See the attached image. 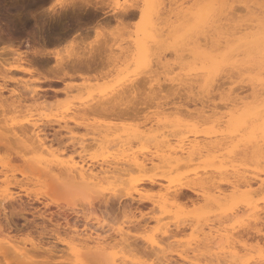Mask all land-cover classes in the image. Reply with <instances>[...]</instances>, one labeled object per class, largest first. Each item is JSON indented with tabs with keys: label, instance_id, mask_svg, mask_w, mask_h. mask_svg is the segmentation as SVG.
<instances>
[{
	"label": "rangeland",
	"instance_id": "rangeland-1",
	"mask_svg": "<svg viewBox=\"0 0 264 264\" xmlns=\"http://www.w3.org/2000/svg\"><path fill=\"white\" fill-rule=\"evenodd\" d=\"M72 1L0 0V84L4 86L0 90V162L7 164L6 167L0 165V194L17 193V202L13 201V206L18 210L21 204L27 209L19 212L23 214L21 217L17 213L18 217L11 218L10 229L4 224V212L10 215L11 207L0 212V221L5 226L4 233L0 232L3 234H0V242L7 241L8 236V240L13 236L18 237L16 240L20 237V249H26L35 260L50 264H111L107 258L114 252L125 253L134 263L167 264L162 261L160 247L150 244L154 239L161 242L162 250L166 249L165 254L170 255L168 264L182 263L177 252L183 249H187L192 257L197 254V264L209 261L215 264L203 244L211 229H220L223 239L217 238L216 245L236 250L241 261L234 257L236 261L233 259V263L259 264V252L264 242H259L257 229L261 228L264 235V209L260 212V220L256 221L253 205L258 202L259 206L264 205V186L259 185L256 178V173L262 176L260 169L264 168L262 158L256 157L264 149L259 151L264 144L258 141L257 121L252 114L255 111H251L260 107L258 102L264 95L255 93L253 96L255 90L251 83L261 71L249 67L240 76L242 71L238 73L237 68L226 67L228 70L224 69L231 79L224 70L222 76L217 75L213 83L215 87H205L204 78L208 71L204 65L209 66V60L203 57L210 52L207 49L211 44H206L209 40L204 39V34L199 40H178L176 37H182L186 29L188 32V28L196 24L198 15L197 9L177 6L197 3L198 0H157V10H151L149 22L147 17L141 22L139 9L126 10L129 14L123 16L126 12L118 14L113 7L116 3H131L132 0H89L91 3L75 8L71 6ZM232 1L235 11L231 9L227 14L231 15L228 19L232 23L223 19L221 23L227 21L223 26L229 29L224 26L222 31H237V36L256 33L261 0ZM137 2L144 3L143 0ZM245 4L248 7H243ZM205 23L201 21L199 26L204 28ZM229 24L235 28L230 29ZM247 24L251 29H247ZM211 27L210 22L205 30ZM150 32L156 34L150 35ZM208 32L207 38L211 34ZM144 36L146 40L143 42ZM136 41L142 44L143 50L147 47L145 53L139 51ZM143 43L147 46L144 47ZM176 44L181 47V55L165 50ZM197 52L205 54L199 56ZM145 59L147 67L144 66ZM17 66L21 69L17 70ZM247 77H251V81ZM229 80L233 83L230 84ZM221 85L226 86L225 90ZM32 89L34 91L30 92ZM208 91L211 94L206 95ZM229 94L233 99L238 95V100L225 97ZM236 117L239 123L233 129L232 122H229ZM27 119L37 121L46 144L50 143L56 153L58 149L57 154H62L63 158L84 159L95 170L107 168L110 177L106 178L107 182L103 181L108 185L85 187L79 181L74 180V183L63 169L64 165L56 162L58 167L55 162L50 163V155L37 150V142L31 137L32 127L25 124ZM193 140L197 142L188 162L185 161L187 154L177 163L179 166L168 165L166 158L165 162L161 160L176 144L181 141L194 144ZM201 144L203 148L198 147ZM38 156L43 160H38ZM129 156L137 157L138 161L143 159L145 165L142 169L135 168L132 160V164L129 162ZM256 158L262 163L257 164ZM115 159H118L117 163ZM121 160L130 165L126 166ZM213 162H217V166L214 165L218 169L211 165ZM118 170L123 173H117ZM117 174L121 175L122 185L118 176L119 180L112 178ZM231 183L236 184V188L232 189ZM112 185L117 186L113 188ZM216 187L224 190L226 195L225 199H217L222 202L219 205H216L217 200L215 203L208 198ZM40 213L44 217L39 218ZM85 225L102 232L108 243L107 253L91 250L87 254L83 250L89 262L82 254L83 261L77 263L64 241L67 243L76 234H83ZM118 226L127 231L130 238L126 236L127 244L117 243ZM24 238L40 243L46 249L51 248V252L30 251L31 245ZM22 239L26 241L25 245L20 243ZM14 240L11 242H18ZM192 248H195L194 252ZM170 257L175 258V263Z\"/></svg>",
	"mask_w": 264,
	"mask_h": 264
},
{
	"label": "bare ground",
	"instance_id": "bare-ground-1",
	"mask_svg": "<svg viewBox=\"0 0 264 264\" xmlns=\"http://www.w3.org/2000/svg\"><path fill=\"white\" fill-rule=\"evenodd\" d=\"M34 1V0H33ZM40 1V0H39ZM144 1V0H143ZM231 1L232 0H221V3H223V4H226V5H228L227 7H224V8H222V9H220V10H218L217 12H216V14H215V18L211 21V28H209V29H206L205 31L206 32H208V31H211V34L209 35V39L207 38V36H208V34H209V32H208V34L206 33V35H205V37L206 38H204V39H206V40H209L208 42H206V44L208 45V43L210 42V44H211V46H210V48L209 49H207V50H210V52L207 54V56L205 57H203V59L204 58H206V60H209L208 62H209V66L207 67L206 65H204L205 67V70L206 71H208V75L206 74V76H205V80L204 81H207L208 79H209V77H211V83H209L208 85L209 86H211V85H213L214 87H215V84H213V83H215V80H216V77H217V75L218 74H221V76H222V73H224V72H221V71H224L225 69L224 68H234L235 70H236V68L238 69V70H236L238 73H239V71H242V72H240L239 73V75L241 74V73H243L244 71L243 70H247L249 67H254V68H257L259 71H260V60H259V48H258V40H257V37H258V34H259V30L256 32V33H253V32H251V33H249V32H247L246 30V32L247 33H244L243 35H241V36H237L236 34H237V31H229L228 29V27L227 26H225V27H227L228 29V31L226 30V31H222L223 29H224V26H223V23H225V22H227V21H224L223 23H221V21L223 20V19H228V18H230L231 17V15H230V17L229 16H227V14L229 13V10H231L232 9V7L234 6H232L231 5ZM234 1V0H233ZM232 1V2H233ZM88 2H90L89 0H73L72 2H71V6L72 7H74L75 8V6L77 7L78 5L80 6L81 4H83V3H88ZM102 2V1H101ZM158 1L156 0V3H157ZM91 3V2H90ZM89 3V4H90ZM29 4V3H28ZM30 5V4H29ZM87 5V4H86ZM70 6V7H71ZM102 6V5H101ZM24 7H25V4H24ZM98 7V6H97ZM239 7V6H238ZM237 7V8H238ZM83 8V7H82ZM254 8H256V7H254ZM78 9H80V8H78ZM107 9V8H106ZM116 9V8H115ZM233 9H235V8H233ZM231 10V11H235V10ZM69 10V9H68ZM157 10V9H156ZM156 10L154 9V11L156 12ZM108 11V10H107ZM128 11V10H127ZM127 11H123L122 13H124V12H126V14L125 15H123V16H126V15H128L129 13H127ZM153 11V10H152ZM151 10L149 11V13H148V15H147V21L149 22V14H150V12H152ZM153 11V12H154ZM230 11V14H232V12ZM63 12V11H62ZM79 12V11H78ZM120 12V11H119ZM129 12H131V11H129ZM247 12V11H246ZM60 13V12H59ZM87 13V12H86ZM104 13V12H103ZM116 13V12H115ZM117 13H118V10H117ZM162 13V12H161ZM235 13V12H234ZM250 13V12H249ZM255 13V12H254ZM253 13V14H254ZM93 14H94V12H93ZM119 14V13H118ZM156 14H158L159 15V12H157ZM183 14V13H182ZM257 14V13H256ZM260 14V13H259ZM117 15V14H116ZM161 15V14H160ZM251 15V14H250ZM63 16V15H62ZM66 16V15H65ZM72 16V15H71ZM87 16V15H86ZM118 16V15H117ZM121 16V15H120ZM249 16V15H248ZM258 16V15H257ZM57 17V16H56ZM114 17H115V15H114ZM59 18V17H58ZM157 19L159 18V16L158 17H156ZM166 18V17H165ZM63 19V18H62ZM73 19V18H72ZM152 19V18H151ZM190 19V18H189ZM232 19H234V17H232ZM245 19V18H244ZM243 19V20H244ZM247 20L249 19V18H246ZM245 19V20H246ZM253 19H255V18H253ZM252 19V20H253ZM55 20V19H54ZM159 20V19H158ZM229 20V22H231V19H228ZM235 20V19H234ZM240 20V19H239ZM252 20H250V21H252ZM258 21H259V19H257ZM70 21V20H69ZM68 21V22H69ZM75 21V20H74ZM155 21V20H154ZM157 21V20H156ZM165 21V20H164ZM233 21V20H232ZM238 21V20H237ZM254 21V20H253ZM54 22V21H53ZM71 22V21H70ZM148 22H146V23H148ZM158 22V21H157ZM202 22H204L205 23V21H202ZM238 22H240V21H238ZM243 22V21H242ZM60 23V22H59ZM76 23H77V21H76ZM79 23V22H78ZM150 23H152V25L151 26H153V22H150ZM149 23V24H150ZM159 23V22H158ZM232 23V22H231ZM234 23H237V22H234ZM233 23V24H234ZM244 23V22H243ZM243 23H241L240 25H242ZM53 24V23H52ZM155 24V23H154ZM160 24V23H159ZM207 24H210V23H207ZM246 24V23H245ZM57 25V24H56ZM62 25V24H61ZM119 25V24H118ZM236 25V24H235ZM239 25V26H240ZM63 26V25H62ZM67 26V25H66ZM71 26H73V25H71ZM148 26V25H147ZM146 26V27H147ZM157 26V25H156ZM155 26V27H156ZM229 26L231 27L230 29H232V28H235V27H233L231 24H229ZM247 26L249 27V24H247ZM251 26V25H250ZM258 26H259V22H258ZM52 27V26H51ZM58 27V26H57ZM61 27V26H60ZM144 27V26H143ZM142 27V28H143ZM150 27V26H149ZM172 27V26H171ZM193 27V26H192ZM242 28H244L243 26H241ZM71 28V27H70ZM73 28V27H72ZM141 28V29H142ZM154 28V27H153ZM157 28V27H156ZM245 28H247V27H245ZM244 28V29H245ZM50 29V28H49ZM63 29V28H62ZM61 29V30H62ZM147 29V28H146ZM148 29H151V28H148ZM174 29V28H173ZM211 29V30H210ZM248 30L249 29H251L250 27L249 28H247ZM58 30V29H57ZM68 30H70L69 28H68ZM177 30V29H176ZM52 31V30H51ZM153 31V30H152ZM188 31H189V28H188ZM155 32V31H154ZM177 32V31H176ZM186 32H187V29H186ZM145 33H149V32H145ZM144 33V35H146ZM151 33H153V32H150V35H154V34H156V33H153V34H151ZM162 33V32H161ZM175 33V32H174ZM180 33V32H179ZM60 34V33H59ZM58 34V35H59ZM163 34V33H162ZM148 35V34H147ZM146 35V38H148V36ZM149 35V36H150ZM160 35V34H159ZM159 35H156V36H159ZM180 35H181V33H180ZM182 35H183V33H182ZM155 36V37H156ZM162 36V35H161ZM173 36H175L174 34H173ZM55 37V36H54ZM53 37V38H54ZM62 37V36H61ZM61 37H60V39H61ZM153 37V36H152ZM151 37V39H154V38H152ZM177 38L179 37V35L178 36H176ZM150 38V37H149ZM158 38V37H157ZM167 38V37H166ZM173 38V37H172ZM203 38V37H202ZM202 38H200L201 40H202ZM51 40H52V38H50ZM57 39V38H56ZM156 39V38H155ZM154 39V40H155ZM55 40V39H54ZM143 40V39H142ZM146 39H145V36H144V40H143V42L145 41ZM198 40H199V38H198ZM53 41V40H52ZM139 41V40H138ZM138 41H136L137 42V48L139 49V51L140 52H146L145 50L147 49V45H145V43H143V45H144V47H146V49L145 50H143L142 49V44L140 43V42H138ZM141 41V40H140ZM164 41V40H163ZM156 42V41H155ZM148 43V42H147ZM157 43V42H156ZM205 43V42H204ZM152 45V44H151ZM150 45V46H151ZM202 45V44H201ZM205 45V44H204ZM149 46V47H150ZM158 47V46H157ZM157 47H155V48H157ZM198 47V46H197ZM207 47V46H206ZM152 48V47H151ZM194 48V47H193ZM155 50V49H154ZM202 50V49H201ZM55 52V51H54ZM142 52V53H143ZM150 52H151V50H150ZM198 53V55L200 56V54H202V53H204L205 54V52H202V53H199V52H197ZM54 54V53H53ZM203 54V55H204ZM41 55V54H40ZM241 56V57H240ZM79 57V56H78ZM201 57H202V55H201ZM18 58H20L21 59V57H18ZM208 58V59H207ZM78 59V58H77ZM205 60V61H206ZM204 61V62H205ZM73 63H75V62H73ZM1 64V63H0ZM76 64V63H75ZM82 64V63H81ZM83 64L85 65V63L83 62ZM88 64V63H87ZM206 64V63H205ZM73 65V64H72ZM77 65H78V63H77ZM87 66V65H86ZM83 67V66H82ZM87 67H89V66H87ZM240 67H242V68H240ZM17 68V70L18 69H21L19 66H17L16 67ZM16 68H14V69H16ZM226 68V70H228ZM23 70H24V68H22ZM77 69H78V67H77ZM226 70H225V73L224 74H228V72L226 73ZM250 70V69H249ZM248 70V71H249ZM74 71V70H73ZM252 71V69L249 71V72H251ZM254 71V70H253ZM205 72V71H204ZM221 72V73H220ZM230 74V73H229ZM246 74H247V72H246ZM248 74H250V73H248ZM256 74H257V72H256ZM260 76H256L255 78V82H253L252 81V83H251V87H252V89H254L255 90V92H254V94H253V96L255 95V93H257L259 96L260 95H262V92H264V85H262V83H261V81H262V79H264V77H262L261 76V72L260 73H258ZM245 75V74H244ZM253 75H254V73H253ZM220 76V75H219ZM220 76V77H221ZM228 76V78H229V75H227ZM240 76H242V74L240 75ZM219 77V78H220ZM223 77H224V75H223ZM226 77V76H225ZM231 77V76H230ZM254 77V76H253ZM12 78V77H11ZM206 78H207V80H206ZM244 78V77H243ZM248 78V77H247ZM247 78H245V79H243V80H245L246 81V79ZM250 78L251 77H249L248 79L250 80ZM224 79H226V78H224ZM229 79H231V78H229ZM200 80V79H199ZM228 80V79H227ZM203 81V82H204ZM230 81V84L231 83H233L231 80H229ZM234 81V80H233ZM242 81V80H241ZM251 81V80H250ZM218 82V81H217ZM244 82V81H243ZM220 82H218L217 84H219ZM222 83H223V81H222ZM225 83H226V81H225ZM225 83H224V85H225ZM228 83V82H227ZM202 84H204V83H202ZM216 84V85H217ZM223 85V84H222ZM221 85V86H222ZM247 85H249L248 83H247ZM218 86H220V85H218ZM236 86V85H235ZM241 86V85H240ZM208 87V86H207ZM223 87V86H222ZM225 88H226V86H224ZM224 87H223V89H224ZM248 87V86H247ZM257 87H259L258 89H257ZM4 88V86L2 87V85L0 84V90L1 89H3ZM203 88H204V85H203ZM210 88V87H209ZM235 88H237V87H235ZM211 89V88H210ZM215 89H219L218 87H216ZM222 89V88H221ZM14 90V89H13ZM208 90V89H207ZM212 90V89H211ZM210 90V91H211ZM214 90V89H213ZM220 90V89H219ZM225 90V89H224ZM231 90H233V88L231 89ZM236 90V89H235ZM253 90V91H254ZM31 91H34V89H32V90H30V92ZM230 91V90H229ZM222 93H223V90L221 91ZM233 92V91H232ZM240 92V94H241V91H239ZM221 93V94H222ZM230 93H231V91H230ZM236 94H238L237 92H235ZM244 93V92H243ZM208 94H211L209 91L207 92V94L206 95H208ZM226 94V93H225ZM214 95V94H213ZM216 95V94H215ZM218 95V94H217ZM245 95V94H244ZM258 95H256L255 97H257ZM228 97V96H230L229 98H232V99H230L231 101H236V100H238V98H239V96L237 95V97L238 98H235V99H233L234 97H231V96H233L232 94H229V95H225V97ZM234 96H235V94H234ZM206 97V96H205ZM236 97V96H235ZM241 97V96H240ZM243 97V96H242ZM244 98V97H243ZM246 98H247V96H246ZM256 101H257V99H255ZM260 100V103L258 102V104L260 105V107H258V109L257 110H255V109H253V111H251V112H254L255 111V113H252L253 115H254V119H256V123H257V125H256V130H257V132L259 133V136H260V140L258 139V141H262L261 140V134H260V128H261V125H262V123H264V111H262V109H264V97L263 98H260L259 99ZM240 102V101H239ZM235 104V103H234ZM256 106V105H255ZM250 111V110H249ZM257 111V112H256ZM238 112V111H237ZM247 114V113H246ZM249 115H250V113H248ZM232 115V114H231ZM234 115V114H233ZM252 115V116H253ZM251 116V115H250ZM250 116H248V117H250ZM238 117V116H237ZM237 117L236 118H234L233 120L234 121H230L229 123H231L232 122V126H233V129H234V127H236L237 125V123H239V121L238 120H235V119H237ZM240 117V116H239ZM242 117V116H241ZM230 118H231V116H230ZM230 120V119H229ZM228 120V121H229ZM240 120V119H239ZM242 120V119H241ZM253 120V119H252ZM247 121V120H246ZM254 122H255V120H254ZM30 124L31 125V127H32V129H31V131H32V134H31V137H33L34 138V140L37 142V146H38V148H37V150H39V152L40 153H47V155H50V156H48L50 159H48V161L50 162V163H52L53 162V164H54V162H55V165H57V164H61L62 166L64 165L65 166V168H63L64 170H65V172H66V174L72 179V181H74V180H76V181H79V184H81V185H83V186H89L90 187V185L91 186H95V185H100V186H102V187H104V183H106L107 182V179L106 178H109L110 177V175H108V174H110L111 172H107V168L106 169H103L102 170V168L101 169H99V170H95L94 169V167H92V166H89L86 162H84V159H80V160H78V161H76V160H74V158L72 157V156H69L68 157V159H67V156L65 157V158H63V156H62V154L61 155H59V154H57L58 153V149H56V151H57V153L56 152H54L52 149H51V147L49 146V144L47 145L46 143V140H45V137L44 136H41L42 134L40 133V132H42V129L40 128V126L38 125V123H37V121H32V120H30V119H27L26 121H25V124ZM65 123H66V121H65ZM14 124H15V122H14ZM255 124V123H254ZM253 124V125H254ZM12 125V124H11ZM18 125V124H17ZM234 125H236V126H234ZM243 125V124H242ZM247 125V124H246ZM18 126H20V125H18ZM25 126V125H24ZM61 126V125H60ZM63 126V125H62ZM12 127V126H11ZM13 127H14V125H13ZM22 128H24L25 129V127H23V126H21ZM27 127V126H26ZM63 127H66L65 125L63 126ZM243 127V126H242ZM16 128H17V126H16ZM241 128V127H240ZM239 128V129H240ZM253 128V127H252ZM254 128H255V126H254ZM253 128V129H254ZM10 130H11V128H9ZM15 131H16V129H15V127L13 128ZM12 129V130H13ZM18 129H21V128H18ZM17 129V130H18ZM27 129V128H26ZM245 129V128H244ZM13 130V131H14ZM249 130V129H248ZM12 131V132H13ZM20 131V130H19ZM238 131V130H237ZM240 131V130H239ZM243 131V130H242ZM254 131V130H253ZM44 132V131H43ZM255 133V132H254ZM14 134H16L15 132H14ZM248 134V133H247ZM251 134H252V132H251ZM244 136V135H243ZM255 136H257V135H255ZM242 137V136H241ZM228 138V137H227ZM255 138V137H254ZM194 139H196V138H194ZM253 139V138H252ZM257 139H256V142H257ZM254 141V140H253ZM192 142V141H191ZM190 141H189V143H187V144H185V142H183V141H181L180 143H178V145L176 144V146H175V148H173V149H171L170 151H168L167 153H165V157L163 156V155H161V156H163L162 158H161V160L163 159V161H164V158H166L165 160H166V163L169 165H176V166H179L178 164H179V161L180 160H182L185 156H183L184 154H187V158H186V160L185 161H187L188 162V158L190 157V159H192L191 157H192V154L193 153H191V152H193V146L196 144V142H195V140H193V142H195L194 144L193 143H191ZM200 142V141H199ZM199 142L197 143V144H199ZM255 142V143H256ZM261 143V142H260ZM262 144H264V141H262ZM223 145V144H222ZM256 145H257V143H256ZM255 145V146H256ZM201 147L202 146V144L201 145H198V147ZM254 146V147H255ZM259 146V145H258ZM264 145H262V147L259 149V151L262 149V148H264L263 147ZM169 147V146H168ZM171 147H173V146H171ZM171 147H169V148H171ZM206 147V146H205ZM208 147H209V145H208ZM212 147V146H211ZM196 148H197V146H196ZM201 148H203V146L201 147ZM256 148V147H255ZM163 149V148H162ZM167 149V148H166ZM165 150V149H164ZM197 151H198V149H196ZM195 149H194V151H196ZM206 150H207V148H206ZM209 150V149H208ZM215 150V149H214ZM200 151H201V149H200ZM60 152H63L62 150L60 151ZM65 152V151H64ZM165 152V151H164ZM67 153V152H66ZM66 153H65V155H66ZM173 153V154H172ZM178 153H180V154H178ZM197 153H199V152H197ZM45 154H43V155H45ZM128 154V153H127ZM164 154V153H163ZM190 154H191V156H190ZM201 154H203V153H201ZM206 154V153H205ZM227 154V153H226ZM210 155H211V153H210ZM41 156V155H40ZM130 156H131V154H130ZM129 156V157H130ZM208 156V155H207ZM257 156H260L261 158H262V161H263V163H264V149L263 150H261L260 151V154H258V155H256V157ZM44 157V156H43ZM127 157H128V155H127ZM133 158H127L128 160H129V162L131 161V162H133V165L134 166H136L135 168H137V167H139V168H141L142 169V167H143V165H145V162H144V164H143V159H141L140 161H138V158L137 157H134V156H132ZM160 157V156H159ZM212 157V156H211ZM259 157V158H260ZM62 158V159H61ZM124 157H122V159H123ZM214 158V157H213ZM259 158H256L257 160L259 159ZM43 160L41 157L39 158V156H38V160ZM45 159V161L48 163V161H47V159L46 158H44ZM121 159V158H120ZM126 159V160H127ZM211 159V158H210ZM116 160V159H115ZM114 160V161H115ZM118 160V159H117ZM117 160H116V163H117ZM127 160V161H128ZM122 161V160H121ZM126 161V162H127ZM145 161V160H144ZM147 161V160H146ZM229 161V160H228ZM259 161V160H258ZM44 162V161H43ZM46 162H45V164H46ZM56 162H57V164H56ZM129 162L127 163V164H129ZM130 162V163H131ZM165 162V161H164ZM261 161H259L257 164H259ZM5 162L3 161V162H0V165H1V167H6L5 165H7V164H4ZM114 163V162H113ZM120 163V162H119ZM122 163H124L123 161H122ZM148 163V162H147ZM166 163H165V165H166ZM178 163V164H177ZM217 163V162H216ZM216 163H214L213 162V164H211V165H213V166H215L216 165ZM229 163V162H228ZM262 163V162H261ZM124 164H126V163H124ZM127 164H126V166H127ZM132 164V163H131ZM210 164V163H209ZM215 164V165H214ZM219 164H220V162H219ZM230 164V163H229ZM232 164V163H231ZM46 165H49V164H46ZM60 165V166H61ZM130 165V164H129ZM128 165V167L129 168H131V166H129ZM132 165V166H133ZM147 165V164H146ZM50 166V165H49ZM58 166V165H57ZM217 166V165H216ZM215 166V168L216 169H218L217 167ZM263 166H264V164H263ZM59 167V166H58ZM113 167H114V165H113ZM117 167L118 166H116L115 167V170H117ZM220 167H223V166H220ZM219 167V168H220ZM109 168H111V167H109ZM121 168H123V167H121ZM127 168V167H126ZM230 168V167H229ZM257 168V167H256ZM124 169V168H123ZM215 169V170H216ZM121 170V169H120ZM129 171L131 170V169H128ZM127 170V171H128ZM113 171V170H112ZM220 172H221V170H219ZM218 171V172H219ZM260 171H261V174H262V176H260V174H258V173H256V178H257V181H258V183H259V185H263L264 186V168H262V169H260ZM118 172H121V173H123L122 171H117V173ZM124 172H126V169H125V171ZM107 173V174H106ZM114 173V172H113ZM115 173H116V171H115ZM236 173V172H235ZM105 174V175H104ZM124 174H127V173H124ZM123 174V175H124ZM108 175V176H107ZM112 175H114V174H111V176ZM238 175V174H237ZM118 176V174L117 175H115L114 177H112V178H116ZM119 176H121V175H119ZM118 176V177H119ZM126 176H128V175H126ZM117 177V178H118ZM239 177V176H238ZM69 178V179H70ZM111 178V179H112ZM116 178V179H117ZM120 178V177H119ZM116 179H115V181H116ZM106 181V182H104V181ZM114 179H112V181H113ZM117 180H119V179H117ZM120 181H121V185L123 184L122 183V180H121V178H120ZM103 182V184L101 185L100 183H102ZM108 182H109V180H108ZM114 182V181H113ZM116 182H118V181H116ZM115 182V183H116ZM74 183H75V181H74ZM127 183V182H126ZM129 183V182H128ZM236 183V182H235ZM238 183V182H237ZM107 184V183H106ZM110 184V186H111V182L109 183ZM114 184V183H113ZM119 184V183H118ZM117 184V185H118ZM108 185V184H107ZM106 185V186H107ZM117 185H114V186H117ZM182 185V184H181ZM259 185H258V187H259ZM110 186H108V187H110ZM113 186V185H112ZM114 186H113V188H114ZM125 186V185H124ZM129 186H131L130 184H129ZM216 186V185H215ZM20 187H22V186H20ZM96 187V186H95ZM107 187V188H108ZM231 187H232V189L233 188H236V184H232L231 183ZM264 188V187H263ZM213 189H214V187H213ZM6 190V189H5ZM130 191V190H129ZM235 191V190H234ZM262 191H263V189H262ZM16 195V196H15ZM17 193H13V192H11V191H9V192H5L4 194H0V212H4L5 211V209H6V207L8 206H10L11 207V210H10V215H7V214H5V212H4V219H5V225H6V228L7 227H9V229H10V226H11V228H12V220H11V218L13 217V216H15L17 213H18V215L21 217L23 214L21 213V214H19V212H21V211H23L24 209H25V206L24 205H21V204H19V209L18 210H16V206L14 207L13 205V201H15L16 200V198H17ZM210 195V194H209ZM225 191L224 190H222V189H220V188H217L216 187V189H215V191L213 190V194L212 195H210L208 198L211 200V202L212 201H214L215 203H216V200L217 199H220V198H222V197H224L223 199H225ZM207 198V199H208ZM21 200V199H20ZM12 201V202H11ZM221 201H222V199H221ZM262 201V200H261ZM260 201V202H261ZM16 202H17V200H16ZM19 202V201H18ZM217 202L218 203H216V205L218 204L219 205V203H222V202H219L218 200H217ZM12 203V204H11ZM15 203V202H14ZM259 203V202H258ZM258 203H255L253 206H254V208H255V210H254V217H255V219H256V221L257 220H260V212L264 209V205L263 206H259V204ZM16 204V203H15ZM23 204V203H22ZM13 206V207H12ZM221 206V205H220ZM9 207V208H10ZM253 208V209H254ZM25 210H27V209H25ZM24 213H25V211H24ZM262 213V212H261ZM9 214V213H8ZM1 215V214H0ZM34 215V214H33ZM3 216V215H2ZM40 216V217H39ZM44 217V215L42 214V213H40V214H38V217L39 218H41V217ZM1 217V216H0ZM16 217H18L17 215H16ZM24 217V216H23ZM26 218V217H25ZM32 220V219H31ZM47 220V219H46ZM29 221V220H28ZM1 223H2V221H0ZM260 222V221H259ZM0 223V232H2V231H5L4 230V225H3V223L1 224ZM14 223V222H13ZM263 223V222H262ZM16 223H14V225H15ZM13 225V226H14ZM257 225V224H256ZM25 226V225H24ZM86 226V225H85ZM23 227V226H22ZM257 227V226H256ZM13 228H15V227H13ZM44 228V227H43ZM14 230H16V229H14ZM19 230V229H18ZM84 230H85V232L83 233V234H76L74 237H72L71 238V241L73 240V241H76V242H73V243H71V241H69V242H65L64 241V243L66 244V246H67V249H71V254H73L76 258L74 259L75 261H77V263H80L81 261H83V259L81 258V255L83 256V258H84V256L86 255H84V253L86 252L87 254L89 253V251H91V250H93V251H95V252H100V251H106L107 249V245H108V243H106V239H104V236L102 235V232L100 231V230H98L97 228L95 229V228H93V229H91L90 227H85L84 228ZM6 231H8V229L6 230ZM10 231V230H9ZM22 231H24V230H22ZM53 231V230H52ZM126 230L124 229V227L123 226H118L117 228H116V235L119 237L118 238V244L119 243H121V244H123L122 242H126V244H127V237H128V234L126 235V232H125ZM18 232V231H17ZM20 232V231H19ZM43 232V231H42ZM261 232H262V229L261 228H259V229H257V233H259L260 235V238L258 239L259 240V242H260V240H261V242L260 243H262V241L264 242V235L263 234H261ZM2 233H4V232H2ZM2 233H0L1 235H3ZM10 233V232H9ZM9 233L7 234V235H9ZM26 233H28V232H26ZM31 233V232H30ZM208 233V232H207ZM224 233V232H223ZM6 234V233H5ZM4 234V235H5ZM19 234V233H18ZM23 234V233H22ZM42 234V233H41ZM227 234V233H226ZM225 234V235H226ZM10 235H12V234H10ZM15 235V234H14ZM17 235V234H16ZM28 235V234H27ZM30 235V234H29ZM6 236V235H5ZM13 236V235H12ZM42 236V235H41ZM127 236V237H126ZM222 236H223V234H222ZM4 237V236H3ZM10 236H8V238H9ZM27 237V236H26ZM30 237V236H29ZM29 237H27L28 239H30ZM53 237V236H52ZM219 237H221V231H220V229H211L210 231H209V233L207 234V236L204 238V246L205 247H207V250H206V252L207 253H209L208 254V257L210 256V258L211 259H213V260H215L214 262H215V264H226V263H228V264H232L233 263V261L235 260L236 261V259L238 258V256H236V250H234L233 248H229V249H225V247L223 246V247H218V245H216L217 243V238L219 239ZM4 238H6V237H4ZM8 238H7V241H1L0 242V251L2 252V254H0V255H2V258H1V262H0V264L1 263H4V264H22V262H35V264H47V263H49V262H40V261H37V260H35L30 254H29V252L26 250V249H20L19 248V245L20 244H18L19 243V239H20V237H19V241L18 240H16L18 237H16V239L14 238V236L13 237H11V238H14L16 241H18L17 243L16 242H11L12 240H14V239H9L8 240ZM27 238H24L27 242H29L30 243V251H34V252H45V253H49V252H51V248H49V249H46V248H44L40 243H35V242H33V241H28V239ZM56 239H59V237H55ZM129 238V237H128ZM222 238V237H221ZM226 238V237H225ZM230 238V237H229ZM130 239V238H129ZM150 239H152V238H150ZM223 239V238H222ZM14 240V241H15ZM23 240V239H22ZM21 240V244L22 245H25V243H26V241L24 242V240L22 241ZM59 240H61V239H59ZM64 240V239H63ZM219 241V240H218ZM24 242V243H23ZM222 242V241H221ZM221 242H218V243H221ZM224 242H225V240H224ZM230 242V241H229ZM129 243V242H128ZM203 243V242H202ZM223 243V242H222ZM28 244V243H27ZM131 244V243H130ZM150 244L151 245H153V246H157L159 249H160V251L162 252V261H164V262H167V264H168V257L170 256H168V255H166L165 253L166 252H164V250H166V249H164V250H162V248H161V242H157L156 240H154V239H152L151 241H150ZM164 245V244H163ZM220 245H222V244H220ZM228 245H229V243H228ZM263 246H264V243L262 244ZM75 246V247H74ZM77 246L79 247V248H77ZM124 246H125V244H124ZM230 246V245H229ZM261 246V245H260ZM262 246V247H263ZM123 247V246H122ZM130 247V246H129ZM126 248V247H125ZM154 248V247H153ZM261 248V247H260ZM259 248V249H260ZM264 248V247H263ZM128 249V248H127ZM193 249V248H192ZM195 249V248H194ZM194 249H193V252H194ZM83 250H85V252L83 251ZM121 250V249H120ZM186 250V251H185ZM183 249L182 251L180 250V251H178L177 252V257H178V259H180V261L182 262V263H180V264H197L196 263V260H195V257H196V255L197 254H193L194 256L192 257L191 255H189V253L187 252L188 250L187 249ZM197 250H199V248L197 249ZM53 251H55V250H53ZM84 253H83V252ZM123 251V250H122ZM200 251V250H199ZM0 252V253H1ZM124 252V251H123ZM127 252H129V251H127ZM156 252H159V251H156ZM156 252H155V255H156ZM205 252V253H206ZM106 253H107V251H106ZM110 253V252H109ZM119 252H114V253H111V254H108L110 257H108L107 258V260H109L110 262L109 263H111V264H140L139 262L137 263L136 261V263H134V261H131V259H129L130 257H127V256H125V253H123V254H118ZM207 253L206 254H204V255H207ZM259 253H261V250H260V252ZM129 254V253H128ZM101 255V254H100ZM105 255V254H104ZM107 255V256H108ZM159 255V254H158ZM259 255H261V254H259ZM160 257H161V255H159ZM1 257V256H0ZM86 257V256H85ZM156 257H158V256H156ZM207 257V258H208ZM236 259H235V258ZM260 257V256H259ZM87 259H85V260H87V262H89L88 260V256L86 257ZM166 258V259H165ZM171 259H173L172 257H170ZM209 258V259H210ZM257 258H258V256H257ZM158 259V258H157ZM160 259H159V261H160ZM170 259V260H171ZM175 259V258H174ZM174 259H173V262H174ZM177 259V258H176ZM209 259L207 260V261H209ZM234 259V260H233ZM169 260V261H170ZM238 260H239V258H238ZM259 260V259H258ZM257 260V261H258ZM153 261V260H152ZM177 261V260H176ZM206 261V262H207ZM241 261V259L239 260V262ZM146 262V261H145ZM171 262V261H170ZM169 262V263H170ZM178 262V261H177ZM210 263H211V261H209ZM209 262H207L206 264H210ZM213 262V263H214ZM232 262V263H231ZM239 262H238V264H239ZM245 262V261H244ZM243 262V263H244ZM160 263V262H159ZM175 263V262H174ZM236 262H234L233 264H235ZM254 263V262H253ZM257 263V262H256ZM255 263V264H256ZM259 263V262H258ZM50 264V263H49ZM82 264H84V263H82ZM142 264H154V262H149L148 263V261H147V263H142ZM161 264V263H160ZM164 264V263H163ZM166 264V263H165ZM171 264V263H170ZM176 264H178V263H176ZM244 264H248V263H244Z\"/></svg>",
	"mask_w": 264,
	"mask_h": 264
},
{
	"label": "snow or ice",
	"instance_id": "snow-or-ice-1",
	"mask_svg": "<svg viewBox=\"0 0 264 264\" xmlns=\"http://www.w3.org/2000/svg\"><path fill=\"white\" fill-rule=\"evenodd\" d=\"M228 5L221 3V0H198L197 3L193 4H184L178 5L179 8L184 9H197V22L193 25L192 28L189 29L188 32L183 34L182 37H178L177 39H185L191 40L194 38H199L202 34L206 35L205 28L207 27V23H210L214 18L215 14L218 10L227 7ZM119 11H126L129 9H139V14L141 16V22H144L149 11L154 10L158 7L156 0H144V3L141 4L137 2V0H132L131 3H116L113 5ZM243 7H248V5H243ZM259 8L261 9V16L259 19V34L257 37L258 40V48H259V60H260V71L261 76L264 77V0H261L259 4ZM201 21H206L204 28H201L199 25ZM166 51H175L177 56L181 55V47L179 44H176L175 47H169L165 49ZM144 66H148L147 59L144 60ZM211 83V77L205 82V87ZM262 85H264V79L261 81ZM264 95V92H262ZM264 111V109H262ZM261 140L264 141V123H262L260 128ZM22 264H35V262H22ZM259 264H264V248L261 249V255Z\"/></svg>",
	"mask_w": 264,
	"mask_h": 264
}]
</instances>
